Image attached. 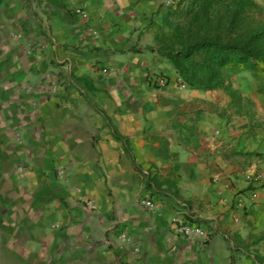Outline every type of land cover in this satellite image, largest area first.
<instances>
[{
    "label": "crops",
    "instance_id": "1",
    "mask_svg": "<svg viewBox=\"0 0 264 264\" xmlns=\"http://www.w3.org/2000/svg\"><path fill=\"white\" fill-rule=\"evenodd\" d=\"M168 1L0 0V264H264V91L232 82L243 116L180 84L147 49L175 24Z\"/></svg>",
    "mask_w": 264,
    "mask_h": 264
},
{
    "label": "trees",
    "instance_id": "2",
    "mask_svg": "<svg viewBox=\"0 0 264 264\" xmlns=\"http://www.w3.org/2000/svg\"><path fill=\"white\" fill-rule=\"evenodd\" d=\"M172 18L174 26L158 27L147 49L171 64L187 88L223 90L238 114L252 115L251 100L227 82L225 71L243 67L264 75V5L255 0H179ZM146 178L149 186L150 175Z\"/></svg>",
    "mask_w": 264,
    "mask_h": 264
},
{
    "label": "built area",
    "instance_id": "3",
    "mask_svg": "<svg viewBox=\"0 0 264 264\" xmlns=\"http://www.w3.org/2000/svg\"><path fill=\"white\" fill-rule=\"evenodd\" d=\"M169 4H172V0L168 1ZM75 12L77 14H83L82 10L80 8H75ZM91 32V30H90ZM151 82L154 83L157 87H164L168 84L169 80L166 76H163L161 74H153L151 77ZM179 83H181V80L179 78ZM184 85V84H182ZM18 138V137H17ZM18 170L20 172L24 171V165H21L18 167ZM59 174H63V170L60 169L59 170ZM148 175V173L146 174ZM260 175H253V180L257 181L259 180ZM252 198H256L257 194L254 193L252 194ZM254 200V199H252ZM81 203L83 204V206L90 212H95L97 210V206L96 203L87 196H83L80 199ZM142 205L146 208L149 209H153L155 207L154 203L151 200L145 199L142 202ZM181 206H185L182 202L178 203ZM245 204V199L243 198V196H240L239 199L237 200V204L236 206L241 209L244 207ZM177 219H174L173 222H176ZM237 221V220H235ZM217 229V224H213L211 226V229L208 227H205L202 223L200 222H195V223H190V222H184L181 227L178 228V232H180L181 234H183L185 237L187 238H198V239H207L209 237V234L211 231H215ZM118 239L121 243H123L124 245H129L132 248V251L134 253H139L140 249L139 246L135 243V241L132 239L131 236L128 235V233L126 231H122L119 236ZM133 264H142L141 263V259L140 257L136 258V260L134 261Z\"/></svg>",
    "mask_w": 264,
    "mask_h": 264
},
{
    "label": "rangeland",
    "instance_id": "4",
    "mask_svg": "<svg viewBox=\"0 0 264 264\" xmlns=\"http://www.w3.org/2000/svg\"><path fill=\"white\" fill-rule=\"evenodd\" d=\"M225 75H226L227 82H231V83L232 82H237L238 77H241V78H243V80H240V82L241 83L245 82V85L246 84L247 85L248 84L250 85L252 83H256L257 85H261L262 88L264 87V75L254 74L253 72L247 71L243 67H241V68H234V67L233 68L232 67L231 68H228L225 71ZM249 99L251 100V98H249ZM263 101H264V99H263ZM251 103H252V111H253V114L250 115V116H254L255 115V108H254V103L252 102V100H251ZM256 175H258V174H256ZM259 175H260L259 180H257V181L253 180V177L252 176H251L252 177L251 180H253L254 183H258V182L261 183V187H264V181H261L262 180V176H261V174H259ZM247 191H249L248 192V195H245V194L242 195L243 198L245 199V204H246V202H253L258 197L257 186H254L253 188H250ZM254 193L257 194L256 198H252V196H253L252 194H254ZM252 199H254V200H252ZM245 204H244V207L243 208H245Z\"/></svg>",
    "mask_w": 264,
    "mask_h": 264
}]
</instances>
